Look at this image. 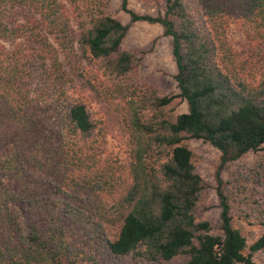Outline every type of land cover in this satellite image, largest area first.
Here are the masks:
<instances>
[{
    "label": "trees",
    "instance_id": "obj_1",
    "mask_svg": "<svg viewBox=\"0 0 264 264\" xmlns=\"http://www.w3.org/2000/svg\"><path fill=\"white\" fill-rule=\"evenodd\" d=\"M110 1L0 0V264H96L83 236L119 260L257 264L264 233L249 242L233 225L220 174L264 147V0H141L156 15L120 0L127 24ZM137 22L169 38L186 113L140 86L152 46L122 48ZM231 23L258 58L257 80L229 43ZM76 50L78 74L64 63ZM82 91L124 126L127 162L105 154ZM187 139L220 153L219 234L197 218L206 187Z\"/></svg>",
    "mask_w": 264,
    "mask_h": 264
},
{
    "label": "rangeland",
    "instance_id": "obj_2",
    "mask_svg": "<svg viewBox=\"0 0 264 264\" xmlns=\"http://www.w3.org/2000/svg\"><path fill=\"white\" fill-rule=\"evenodd\" d=\"M60 1L66 6L68 5L65 0ZM129 8L140 14L148 12L151 15H156V10L148 9L141 0H129ZM107 10L113 18L121 23L129 22V16L120 10V0H111ZM227 37L234 52L242 58L248 57V60L251 61L246 65L247 78L251 81L257 80L260 73L259 66L254 63L258 61V58L254 54L255 60L251 59L253 50L249 48L244 34L231 23L227 27ZM151 46L152 51L142 58L137 69L136 77L140 86L152 87L160 96H172L173 100L166 110L173 115L186 113L187 104L179 97L174 80L176 70L171 55L170 40L162 35V28L157 24L146 22L134 23L122 42V48L125 50H140ZM64 63L75 74L79 72L78 67L86 66V61L78 50L70 64L67 60ZM74 69L76 71H73ZM81 96L97 126L96 130H102L105 154L119 162H127L129 160V140L124 126L87 91H82ZM182 143L191 150L193 165L206 187L197 218L209 221L212 232L219 234L220 209L215 194V176L220 153L203 140L187 139ZM220 177L224 192L230 202L233 225L240 228L248 241L252 242L264 233V147L226 165L222 169ZM83 239L86 250L92 255L96 264H183L185 261L184 256L177 257L167 263L136 261L133 256L121 260L114 259L104 252L100 242L86 243V236H83ZM255 260L257 264H264V251L256 254Z\"/></svg>",
    "mask_w": 264,
    "mask_h": 264
}]
</instances>
